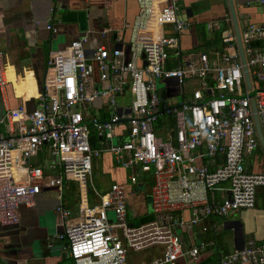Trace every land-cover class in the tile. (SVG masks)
<instances>
[{
    "label": "built area",
    "instance_id": "built-area-1",
    "mask_svg": "<svg viewBox=\"0 0 264 264\" xmlns=\"http://www.w3.org/2000/svg\"><path fill=\"white\" fill-rule=\"evenodd\" d=\"M257 3L264 6V0ZM137 4L128 60L120 47H98L88 58V36L83 35L50 54L38 107L5 113L0 228L19 224V207L33 206L41 186L58 188L60 197L65 182L85 186L95 160L109 152L130 172L132 183L138 181V168L150 176L153 219L137 225L129 221L123 184L103 193L91 186L99 204L82 209L75 221L61 204L57 209L64 220L57 238L66 241L74 264H129L128 252L150 250L158 254L142 264H200L213 255L217 264H264V243L249 239L242 249L225 254L216 241L219 220L254 209L257 190L264 187V170L253 174L244 165L245 157L260 148L251 101L264 136V52L253 46L264 39V26L240 30L249 91L232 29L223 31L215 61L200 51L182 53L180 38L191 23L180 17L178 0ZM46 29L55 32L51 19ZM221 29L218 21L207 25L208 32ZM170 80L179 86L177 105L160 92L161 83ZM5 84L0 52V90ZM97 101L107 118L91 113ZM160 116L172 119L174 128L160 123ZM120 126L124 140L112 144ZM90 127L102 141L100 149L91 147ZM43 146L59 167L56 178L30 163Z\"/></svg>",
    "mask_w": 264,
    "mask_h": 264
},
{
    "label": "crops",
    "instance_id": "crops-1",
    "mask_svg": "<svg viewBox=\"0 0 264 264\" xmlns=\"http://www.w3.org/2000/svg\"><path fill=\"white\" fill-rule=\"evenodd\" d=\"M164 1L155 0V6ZM233 2L239 30L249 24L264 26V6L259 5L257 0ZM178 13L191 23L190 29L181 35V52L200 51L215 61L214 52L222 48L223 31L232 29L226 0H178ZM137 14V0H0V52L6 80L5 87L0 90V122L8 110L23 106L27 112H32L38 107L50 54L65 49L83 35L88 36L85 45L88 58L98 47L109 50L120 47L128 60L130 31ZM50 19L55 32L46 29ZM216 21L221 23L222 29L208 32L207 25ZM200 30L206 33L203 40L199 36ZM253 46L264 52V39L255 41ZM160 92L171 105L179 103L176 102L179 86L174 80L163 81ZM125 101H129V96ZM92 107V114L107 118L101 102H95ZM159 122L174 128L170 118L160 116ZM3 125L0 124V130L5 131ZM164 134L169 135L167 132ZM124 135V127H118L112 144L122 143ZM95 136L90 139L91 147L100 149L102 141L96 133ZM30 163L48 176H58L59 167L53 164V156L47 146H43ZM244 165L249 173H261L264 170L262 149L247 155ZM129 175V171L113 162L109 152H103L95 160L92 178L85 186L65 182L61 197L58 188L41 186L33 206L19 207V224L0 228V264H74L66 241L57 238L64 231V220L57 209L61 204L64 210L70 212V221H75L82 209L98 205L99 201L90 186L103 193L112 184H123L127 192L129 221L134 225L152 221L150 176L141 173L138 168V181L132 183ZM218 223L220 229L216 241L220 252L230 254L239 250L238 247H243L249 239L258 244L264 243V187L257 190L254 209L236 212ZM222 232L229 234L231 249L220 239ZM240 239H243L241 246ZM132 257L128 258L129 264H142L154 259L156 251H146V257L141 260L136 259V255ZM215 259L213 255L203 258L202 262Z\"/></svg>",
    "mask_w": 264,
    "mask_h": 264
},
{
    "label": "water",
    "instance_id": "water-1",
    "mask_svg": "<svg viewBox=\"0 0 264 264\" xmlns=\"http://www.w3.org/2000/svg\"><path fill=\"white\" fill-rule=\"evenodd\" d=\"M226 3H227V7H228V12H229L231 24H232V29H233L235 39H236V47H237L240 63L242 65L244 82H245L246 88L250 91L251 90V82H250V77H249L248 69L246 66V60H245L242 42H241V38H240V30H239L237 15H236L235 7H234V2H233V0H226ZM253 95H254V93H251L249 95V97L251 98V97H253ZM251 109H252V113H253V121H254L255 129H256L257 139H258L260 148L262 149V151L264 153V136L262 134V131H261V128L259 125V119L257 116L254 101H251ZM242 243H243V239L242 240L240 239V246L243 245ZM238 249L240 250V249H242V247L241 248L238 247Z\"/></svg>",
    "mask_w": 264,
    "mask_h": 264
},
{
    "label": "rangeland",
    "instance_id": "rangeland-1",
    "mask_svg": "<svg viewBox=\"0 0 264 264\" xmlns=\"http://www.w3.org/2000/svg\"><path fill=\"white\" fill-rule=\"evenodd\" d=\"M199 36H201V39L203 40L205 37H206V33L204 32V31H199ZM201 41V40H200ZM173 87V85H170V87ZM171 87V88H172ZM169 90H170V88H169ZM180 99L181 98H177L176 99V102H178V101H180ZM95 129L93 128V127H90V139H92V138H95L96 136H95ZM100 147V146H99ZM139 176V175H138ZM142 175H140V177H141ZM90 184V183H89ZM90 188H91V186H90ZM92 190V189H91ZM149 198H150V196H149ZM150 207V211H151V205L149 206ZM225 234L227 235V236H225ZM220 239L224 242H226L227 243V245H228V247H229V249H231L232 247V240H231V238L229 237V234H227V233H225V232H222L221 234H220ZM128 258H130V256H131V258H134V257H132V255H136V259H144L145 257H146V252H140V253H133V252H128ZM188 264V263H187Z\"/></svg>",
    "mask_w": 264,
    "mask_h": 264
},
{
    "label": "trees",
    "instance_id": "trees-1",
    "mask_svg": "<svg viewBox=\"0 0 264 264\" xmlns=\"http://www.w3.org/2000/svg\"><path fill=\"white\" fill-rule=\"evenodd\" d=\"M156 251V255L158 254V251L157 250H155ZM216 257V259L214 260V261H210V260H205V261H203V262H201L200 264H217V256H215Z\"/></svg>",
    "mask_w": 264,
    "mask_h": 264
}]
</instances>
